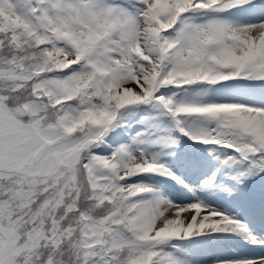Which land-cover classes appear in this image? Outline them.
Listing matches in <instances>:
<instances>
[{"label":"snow or ice","instance_id":"6c2138e0","mask_svg":"<svg viewBox=\"0 0 264 264\" xmlns=\"http://www.w3.org/2000/svg\"><path fill=\"white\" fill-rule=\"evenodd\" d=\"M0 264H264V0H0Z\"/></svg>","mask_w":264,"mask_h":264}]
</instances>
